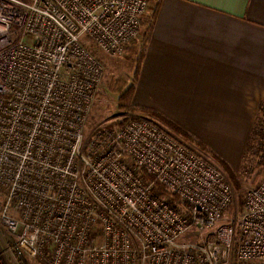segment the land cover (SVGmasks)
<instances>
[{"label": "built area", "instance_id": "1", "mask_svg": "<svg viewBox=\"0 0 264 264\" xmlns=\"http://www.w3.org/2000/svg\"><path fill=\"white\" fill-rule=\"evenodd\" d=\"M147 6L0 0V264H264V176L239 209L156 120L88 129L104 74L88 41L119 55Z\"/></svg>", "mask_w": 264, "mask_h": 264}, {"label": "crops", "instance_id": "2", "mask_svg": "<svg viewBox=\"0 0 264 264\" xmlns=\"http://www.w3.org/2000/svg\"><path fill=\"white\" fill-rule=\"evenodd\" d=\"M149 3L132 103L179 125H254L262 109L264 125V0Z\"/></svg>", "mask_w": 264, "mask_h": 264}, {"label": "rangeland", "instance_id": "3", "mask_svg": "<svg viewBox=\"0 0 264 264\" xmlns=\"http://www.w3.org/2000/svg\"><path fill=\"white\" fill-rule=\"evenodd\" d=\"M149 1L147 9L142 16L140 35L128 42L119 55L111 57L88 41L91 50L104 64V74L88 121V129L95 127L101 122H111L110 124L115 125L112 120L121 114L126 117L143 116L156 120L162 126L169 129L176 137L188 143L196 152L220 168L219 160L228 165L238 183L236 187L231 184L235 190L237 205L240 209V201H242L241 197L245 187L259 182L264 176V125L262 123V109L258 110L257 115L260 114V117H258L254 125L244 126L223 123L210 125L199 123L191 125L187 123L179 125L161 116L169 122L172 121L171 123L187 133L188 137L176 133L167 127L152 115L156 113L151 108L137 107L131 101L127 113H122L117 109L116 94L122 86L132 83L131 76L134 69V61L140 52L143 51L141 40L149 22L151 8ZM123 120L125 121V118ZM0 230H3L1 225Z\"/></svg>", "mask_w": 264, "mask_h": 264}, {"label": "trees", "instance_id": "4", "mask_svg": "<svg viewBox=\"0 0 264 264\" xmlns=\"http://www.w3.org/2000/svg\"><path fill=\"white\" fill-rule=\"evenodd\" d=\"M151 16H153V14H151ZM151 16H150V18H151ZM147 30H148V26H147L146 31ZM143 37H145V33H144ZM142 41H143V38L141 40V47H142ZM142 59H143V51L140 52V54L136 57V59L134 61V69L132 71V76H131L132 83L125 84L124 86H122V88L116 94L117 95V99H116L117 109L122 113H127V109L129 108V104L131 102V99H132L134 91H135V84L138 80V77H139V74L141 71ZM152 115H154L157 119H159L161 122H163L167 127L172 129L174 132L180 133V134L188 137L187 133H185L184 131L179 129L173 123L167 121L166 119L162 118L161 116H159L157 114H152ZM124 118L126 121L128 119L135 118V116H129V117H124ZM123 122H124V120L120 121L119 124H122ZM218 163L221 165V168L223 169L224 173L229 177L233 186L236 187L238 185L237 180H236L234 174L231 173L228 165L225 164L224 162H222L221 160H219ZM240 203H242V202L240 201Z\"/></svg>", "mask_w": 264, "mask_h": 264}]
</instances>
